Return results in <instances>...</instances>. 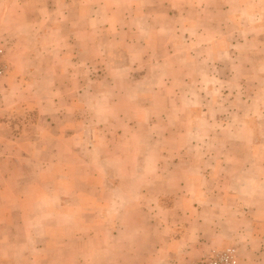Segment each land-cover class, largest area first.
Masks as SVG:
<instances>
[{
  "label": "crops",
  "instance_id": "1",
  "mask_svg": "<svg viewBox=\"0 0 264 264\" xmlns=\"http://www.w3.org/2000/svg\"><path fill=\"white\" fill-rule=\"evenodd\" d=\"M185 2L0 0V261L37 236L28 224L60 236L63 264H177L228 246L264 264V0ZM157 20L184 44L153 58ZM175 109V128L153 119ZM159 129L177 139L157 155L149 141L114 151Z\"/></svg>",
  "mask_w": 264,
  "mask_h": 264
},
{
  "label": "rangeland",
  "instance_id": "2",
  "mask_svg": "<svg viewBox=\"0 0 264 264\" xmlns=\"http://www.w3.org/2000/svg\"><path fill=\"white\" fill-rule=\"evenodd\" d=\"M246 1H248V0H233V3H235V2L241 3V2H246ZM185 3L189 4L191 2H190V0H186ZM124 7L126 8V10L129 9L128 4L124 5ZM149 7L152 11H154L155 8L157 7V3L152 2L149 4ZM169 7L171 9V6H169ZM166 22L167 21H165V23ZM154 23H156L157 26H154L153 37H152L153 40H152V42L151 41L149 42V45L147 48L149 51L150 50L153 51V53H151L153 58H155L154 50L155 49L160 50L165 45H169L168 43H170V45H172L174 47H178L181 44H184V41L183 42L180 41V39L177 37H170V36L164 37L162 34H160V32L158 30L161 26L160 20L154 21ZM169 26L174 27V24L171 23V21H170ZM110 34H111V30L109 31L108 35L110 36ZM143 36H141V37L143 38ZM186 38H189V35H186ZM141 50H143V49L141 48ZM7 64H8V62H7ZM8 66H9V64H8ZM10 71H11V67L9 66L8 73ZM8 73H7V75H8ZM160 74H161L160 72L155 74V79H156L155 81H159V79L161 78ZM156 75L158 77H156ZM174 86L175 85L172 84V88H174ZM209 86L212 87V85H209ZM214 87L218 88L219 85H217V86L215 85ZM169 104L173 105L175 107L177 103L175 101H170ZM169 104H168V107H171ZM162 106L165 107L164 104L162 103V101H160V100L153 101V109L160 111L162 109ZM178 108H179V104L176 106V109H178ZM175 110H174V117L172 119H171V117H169L167 119V117H161V116H159V117L154 116L153 119H155V120L159 119V122L161 124L164 123L166 125H170V126L175 128L176 113H177V110L176 111ZM144 119H146V117L144 115L137 117V123H140V122L145 123ZM172 120H173L174 124H169L170 122H172ZM176 137H177L176 131L166 132V131H164V130L162 131L160 129L153 131V132H143L142 131V132H137V133H128L124 137L125 140H124V144H122L123 146L115 145L114 151L117 153L127 151L128 150L127 146L133 145V144L134 145L136 144L137 147H141V148L145 149L146 141H149V143H147L148 150L152 149L150 152H152V154L157 155L158 149L156 148V146H158V145H160V143H164V142L172 143V142L176 141V139H177ZM188 138L192 140L193 139L192 134ZM150 140H152L153 145L150 143ZM168 150H170V149H168ZM86 214H89V213H84V215H86ZM54 230L56 231L57 228H54ZM11 231L14 232L13 240L16 241L17 238L15 237V229H11ZM26 231H34L37 233V236L34 237L33 239H28L27 246L23 250H18V254H20V255L22 254V256L18 255V257H17L18 259H15L12 261H0V264H63L62 260L64 259V252L59 250V248H60V236H58L54 233V235L52 237V242L51 241L47 242V240H46L47 232L44 229L32 228V227H30V225L27 224L26 225ZM52 232H53V229L50 230V233H52ZM14 244H16V243L14 242ZM34 248H36V250H34ZM52 248H53V250H51ZM214 249H221V247L220 248H214ZM94 252H95V249H94ZM202 255H204V254H202ZM202 255L194 258V257H191V254H190L189 258H187L186 260H183L177 264H192L195 260L199 259ZM39 256H41L42 259L39 258L37 261L33 260V257H39ZM19 257H25V258L27 257V258H26V261H21V259Z\"/></svg>",
  "mask_w": 264,
  "mask_h": 264
},
{
  "label": "built area",
  "instance_id": "3",
  "mask_svg": "<svg viewBox=\"0 0 264 264\" xmlns=\"http://www.w3.org/2000/svg\"><path fill=\"white\" fill-rule=\"evenodd\" d=\"M9 66L5 60V48L0 43V78L7 75ZM238 252L235 247L228 246L221 249H213L201 256L192 264H237Z\"/></svg>",
  "mask_w": 264,
  "mask_h": 264
}]
</instances>
